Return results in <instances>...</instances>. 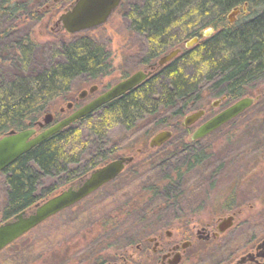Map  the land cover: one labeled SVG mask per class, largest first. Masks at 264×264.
I'll return each mask as SVG.
<instances>
[{"label":"trees","instance_id":"16d2710c","mask_svg":"<svg viewBox=\"0 0 264 264\" xmlns=\"http://www.w3.org/2000/svg\"><path fill=\"white\" fill-rule=\"evenodd\" d=\"M52 1L0 0V137L31 128L47 112L55 111L58 100L72 97L78 80L96 82L113 71L112 51L100 34L64 32L44 44L37 42L32 27L61 4ZM237 6L247 11L230 23L228 14ZM118 13L131 48L128 55L136 54L132 63L149 64L174 48L181 52L143 84L63 128L9 165L2 172L3 219L112 160L123 136L147 146L161 130H185L183 118L204 108L210 98L230 104L262 89L264 0H123ZM207 28L215 32L186 47L187 40ZM61 116L59 111L57 117ZM180 143L173 152L177 159L198 163L203 158L202 150L194 149L196 142L180 139ZM181 167L177 163L171 173H180ZM44 177L54 178L53 183L43 185ZM131 207L128 202L124 209Z\"/></svg>","mask_w":264,"mask_h":264},{"label":"rangeland","instance_id":"374dc122","mask_svg":"<svg viewBox=\"0 0 264 264\" xmlns=\"http://www.w3.org/2000/svg\"><path fill=\"white\" fill-rule=\"evenodd\" d=\"M67 7H69L67 3H61L52 12L47 11L40 24L32 27V34L40 45L52 40L56 34L64 33L54 23ZM121 22L117 9L104 26L93 31L98 36L100 34L99 37L110 46L113 58L112 73L92 83L84 82L86 81L84 79L78 80L74 85L72 97L67 100H58L55 104L56 110L49 112L57 116L64 107L65 117L69 116L73 111L66 105L74 102L83 90H88L94 85L99 87L97 92L88 94L80 100L78 105L87 103L107 87L120 82L125 74L129 75L144 67L142 64L132 63L136 54L128 55L131 48L122 32L124 27ZM190 40L191 38L188 41ZM132 46L137 48L140 44L132 43ZM262 94H264V85L261 90L248 95L259 96L253 108L246 110L230 124L213 131L193 145L195 150H202L205 158L193 168L191 167V171L187 173L188 176L182 180L180 186L182 196L178 200L160 206L175 207L176 217L172 213H169L168 217H175L172 221L176 224L177 222L179 225L189 224L191 227L195 224L209 223L215 228L219 219L231 214L230 207L237 210L233 226L221 238V249L216 251L215 255L211 253L207 258L208 262L214 256H216L215 262L224 259L228 250H235L236 256L230 259V262L225 261V264H232L244 253L243 249L251 251L264 239V121L262 119L264 99ZM217 100H220L219 105L213 107V103ZM230 104H224L220 98H210L208 105L203 108L207 113L198 124ZM42 118L43 116L40 120ZM190 133H186V129L176 133L173 131V136L168 140L171 142L163 147L160 146L161 148H151L150 140L147 146H142L125 140L123 136L113 159L120 156H134V161L117 179L82 202L48 219L22 239L20 238V241L3 250L0 253V264H93L95 262L111 263L118 259L121 252L119 250L120 223L124 221L126 226L135 222H140L142 226H145V223L147 226L152 223L145 214L150 207H158L160 203L155 202L159 198H154L150 195L151 193L148 194V186L171 173L174 166L182 162L183 159H177V152L174 154L173 152L175 148L182 145L180 139L192 141ZM107 162L109 161L98 166ZM53 179L44 177L42 183L45 186L51 185ZM69 185H61L57 191L42 199L57 194ZM232 189L233 197L227 196ZM4 195V176L0 175V222ZM128 202L132 203V207L125 211L124 206ZM122 211L124 214L121 213ZM166 217L160 221L155 220L154 223L168 221ZM105 231L108 235L106 233L103 235ZM166 231L157 229L156 232L165 234ZM173 231L177 235L190 232L181 228L173 229ZM126 232L127 238H139L143 233L154 232V230L152 227L133 229L127 226ZM191 232L195 235L196 230ZM7 258L8 260L5 261Z\"/></svg>","mask_w":264,"mask_h":264},{"label":"water","instance_id":"95a60500","mask_svg":"<svg viewBox=\"0 0 264 264\" xmlns=\"http://www.w3.org/2000/svg\"><path fill=\"white\" fill-rule=\"evenodd\" d=\"M59 0H55L57 2ZM123 0H74V2L66 8L55 21V26H60L63 31L70 34H79L93 32L104 26L111 18L113 12L121 5ZM244 8H236L230 15V20H236L235 17ZM212 33V29L200 33V37L208 36ZM199 37H195L190 41H186V47L192 46L198 42ZM181 49L171 51L170 54L161 58L158 62L151 65V69H156L162 64L170 60L173 56L178 55ZM151 73H145L139 70L128 78L118 82L109 90L98 95L82 107L74 110L69 116L58 121L51 127L36 134L38 127H43L53 121V114L47 113L42 121H38L34 127L16 131L11 130L0 137V173L9 165L15 162L21 155L30 151L33 147L39 145L52 135L56 134L63 128L69 126L75 121L91 114L102 105L121 96L127 90L134 88L143 79L147 78ZM98 86L94 85L88 90L79 93L78 99L85 98L89 93H94ZM257 97L246 96L238 99L232 105L228 106L218 114L203 122L192 135V139H201L211 132L219 129L224 124L230 122L240 114L250 108ZM220 100L213 103V107L218 106ZM66 107L71 109L73 103L69 102ZM64 111V107L61 108ZM205 110L200 109L187 114L182 121V126L189 127L202 119ZM173 136L172 130H161L157 132L149 142L151 148H158L166 143ZM134 161V156H120L102 166L92 169L88 174L74 181L68 187L61 190L58 194L38 202L32 207L17 213L15 216L0 224V251L8 245L19 239L25 233L34 229L50 217L57 213L74 206L83 199L87 198L104 185L115 180L125 169L127 165ZM233 225V216L222 219L218 225V231L224 232ZM256 258H264V239L257 246V253H249L244 256L238 263L242 264L246 260L254 261ZM112 264V263H103ZM264 264V263H263Z\"/></svg>","mask_w":264,"mask_h":264},{"label":"flooded vegetation","instance_id":"af4514ba","mask_svg":"<svg viewBox=\"0 0 264 264\" xmlns=\"http://www.w3.org/2000/svg\"><path fill=\"white\" fill-rule=\"evenodd\" d=\"M59 2L60 3H67L68 6H70L74 2V0H59L57 2H55V0H53L51 2V4L59 3ZM57 27L59 28V30H62L60 28V26H57ZM154 62H156V61H153L149 64H142V65H144V67L142 69H139V70L144 71L145 73H148L151 71V73L148 75V77L145 78L141 84H143L145 81H147L153 75H155L159 70H161L163 67H165L166 65H168L170 63L169 62L168 64H165L164 66H162L160 68L151 69V65ZM139 70H137V71H139ZM137 71H135V72H137ZM135 72H132L129 75L125 74V76L120 81L128 78L129 76H131ZM141 84H139V85H141ZM111 87L112 86L107 87L105 90L100 92V94L109 90ZM98 90H99V87L97 88V90L95 92H97ZM89 94H91V93H89ZM100 94H98V95H100ZM98 95H96L95 97H97ZM95 97L91 98L89 101H91ZM80 100H82V99L76 98L75 101L72 102L73 103V107L71 108L72 111H74V110L82 107L84 104H86V103H84V104L78 105ZM222 110H220V111H222ZM60 112L62 114V117H57L51 112L53 114V121L48 123V124H45L43 127H38L37 133L51 127L52 125H54L58 121L65 118V112L66 111L64 110V111H60ZM206 113H207V111L205 109V115H206ZM205 115H204V117H205ZM202 119H200L199 121H201ZM234 119H236V118H234ZM206 120H208V118ZM233 120H231V121H233ZM205 121H203V122H205ZM198 122H196L195 124H193L192 126H189V127L183 126V128L186 129V133L191 132L190 136H191V134L193 135L195 130L203 123V122H201L198 124ZM228 123H230V122H228ZM228 123H226V124H228ZM226 124H224V125H226ZM210 134H208V135H210ZM191 138H192V136L190 137V139ZM203 138H201V139H203ZM201 139H196V140L192 139V141L198 143V141H200ZM204 158L205 157L201 158L200 161ZM179 163L182 164V167L179 169L181 171L180 173H177V174L168 173L165 176H163L160 180H155V182L153 184H150L148 186V188H149L148 191L151 193L150 195L153 196L154 198H159L158 201H155V202L160 203V205H158V207H156V206L150 207V210L145 214V217L147 219H150L152 223L149 226H147L146 223H145V226H142L140 222H135L131 225L127 224V226H129L130 228H133V229H136L137 227L138 228L152 227L154 232L143 233L139 238H137V237H133V238L128 237L127 238V232H126L127 226H126L125 222L122 221L120 223V226H121L120 227L121 228L120 234L122 236L120 235V241H119V243H120V249L119 250H121V252L118 256V259H115L114 261L111 262L112 264H225V261L230 262V259H232L233 257L236 256L235 250L234 251L228 250L229 252L226 253V257L224 259L219 258L220 260H217L215 262L216 256H214L212 258V260H210L209 262L207 261V258L209 257V255L211 253H214L213 255H215L216 251L221 249L222 244L220 243V241H221L222 236L228 231V229H230L233 226L232 225L230 228H228L224 232L218 231V225L222 219H225L229 216H233V224H234L235 215L237 213V210L233 209L234 207H230V211H231L230 215L218 220L215 228H213L209 223H207L206 225L195 224L194 227H191V225H189V224L188 225H184V224L179 225L178 222L176 224L172 221L176 217V208L172 207V206L160 207L161 205H165L166 203L168 204V203H171L175 200H178L182 196L183 193L180 189V186L182 185V180L188 176L187 173L191 171L190 170L191 167L193 168L194 165L198 164L195 160L190 161L189 159H184V160H182V162H178V164ZM128 166L129 165H127L125 167V169ZM0 175H3V173H1ZM233 191L234 190L232 189V191L230 192V195H227V196L233 197ZM93 194H95V193H93ZM93 194H91V195H93ZM45 199H47V198H45ZM85 199H83V200H85ZM82 201H80V202H82ZM69 208H71V207H69ZM69 208H67V209H69ZM67 209H64L63 211H65ZM63 211L57 213L56 215L62 213ZM169 213H172V215L175 217H173V218L168 217ZM56 215H54V216H56ZM54 216H52V217H54ZM52 217H50V218H52ZM164 217L168 218L167 219L168 221H161L159 224L154 223L155 220L160 221ZM6 220L7 219H3V215H2V220H1L0 224ZM37 227H35V228H37ZM176 228L177 229L181 228L184 230H190V232L179 233V235H177L173 231V229H176ZM157 229H161V230L165 229L167 231L165 232V234H163V233H161L162 231L160 233L156 232ZM191 230L192 231L196 230L195 235H194V233L192 234ZM105 233H106V235H108L106 231L103 233V235H105ZM128 236H129V234H128ZM19 240H17V242ZM14 242L11 243L10 245H8L3 250H5L8 247H10L11 245H13ZM258 244L251 251H249V250L246 251L243 249L244 253L237 259L236 262H233L232 264H239L238 262L244 256H246L249 253H257ZM129 249H131L130 252H129ZM2 251H0V253ZM205 251H207V252H205ZM7 260H8V258L5 259V261H7ZM103 263H107V262H95L93 264H103ZM263 263H264V258H256V260H254V261L246 260L242 264H263Z\"/></svg>","mask_w":264,"mask_h":264},{"label":"bare ground","instance_id":"6f19581e","mask_svg":"<svg viewBox=\"0 0 264 264\" xmlns=\"http://www.w3.org/2000/svg\"><path fill=\"white\" fill-rule=\"evenodd\" d=\"M119 7H120V6H119ZM119 7H118V8H119ZM118 8H117V9H118ZM236 8H241V9L244 8V9H245V12L247 11V8L244 7V6H237V7L233 8V9L231 10V12L228 14V20H229L230 23H233V22L236 21V20H235V21H234V20H230V15H231V13H232ZM115 12H116V11H115ZM115 12H113L112 15H113ZM112 15H111V17H112ZM237 15H238V14H237ZM237 15H236V17H237ZM236 17H235V19H236ZM210 29H212V33H211L210 35H208V36H211V35L215 32V30H214L213 28H207V29H205V30L200 31L198 35L192 37L191 39H193V38H195V37H199V40H200L201 38L208 37V36L200 37V33L203 32V31L210 30ZM199 40H198V41H199ZM187 41H188V40H187ZM177 49H178V48H177ZM179 49H180V48H179ZM174 50H176V49H174ZM172 51H173V50H172ZM180 51H181V50H180ZM170 53H171V51L168 52V53H166V54H164V55H162V56H161L156 62H158L161 58L165 57L166 55H168V54H170ZM179 53H180V52H179ZM179 53H178V54H179ZM176 56H177V55L173 56L170 60H168L167 62H165L164 64H162L160 67H162V66H164L165 64H168L169 62H171ZM154 63H155V62H154ZM160 67H158V68H160ZM143 80H144V79H143ZM143 80H142V81H143ZM142 81H141L139 84H141ZM116 84H117V83H116ZM116 84H115V85H116ZM139 84H137L136 86H134V88H136ZM113 86H114V85H113ZM113 86H112V87H113ZM134 88H131V89L127 90L125 93H128L130 90H132V89H134ZM125 93H123L122 95H124ZM122 95H121V96H122ZM119 97H120V96H119ZM244 97H246V96H244ZM117 98H118V97H117ZM242 98H243V97H242ZM115 99H116V98H115ZM113 100H114V99H113ZM237 100H238V99H237ZM237 100H236V101H237ZM236 101H234V102H236ZM110 102H111V101H110ZM234 102H233V103H234ZM108 103H109V102H108ZM233 103H231L230 105H232ZM106 104H107V103H106ZM104 105H105V104H104ZM230 105H229V106H230ZM102 106H103V105H102ZM102 106H101V107H102ZM227 107H228V106H227ZM227 107H226V108H227ZM99 108H100V107H99ZM224 109H225V108H224ZM224 109H223V110H224ZM96 110H97V109H96ZM204 110H205V109H204ZM220 112H221V111H220ZM48 113H51V112H48ZM191 113H192V112H191ZM46 114H47V113H46ZM46 114H45V115H46ZM189 114H190V113H189ZM217 114H218V113H217ZM45 115H44V116H45ZM215 115H216V114H215ZM44 116H43V117H44ZM212 117H213V116H212ZM83 118H84V117H83ZM81 119H82V118H81ZM42 120H43V118H42L41 120H39V121H42ZM79 120H80V119H79ZM39 133H40V132H39ZM36 134H38V133L36 132L35 135H36ZM193 134H194V133H193ZM154 135H155V134H154ZM154 135H153V136H154ZM153 136H152V137H153ZM124 170H125V169H124ZM1 173H2V172H1Z\"/></svg>","mask_w":264,"mask_h":264}]
</instances>
